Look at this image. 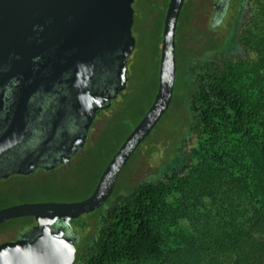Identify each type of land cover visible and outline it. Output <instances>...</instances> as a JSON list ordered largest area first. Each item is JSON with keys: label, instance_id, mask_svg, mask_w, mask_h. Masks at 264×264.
<instances>
[{"label": "trees", "instance_id": "obj_1", "mask_svg": "<svg viewBox=\"0 0 264 264\" xmlns=\"http://www.w3.org/2000/svg\"><path fill=\"white\" fill-rule=\"evenodd\" d=\"M195 1L186 0L177 31ZM232 5L229 34L201 38L183 62L176 31L172 104L124 167L143 175L94 212L96 233L74 264H264V0ZM158 77L159 68L151 99L115 151L151 106ZM132 105L119 112L120 128ZM170 109H180L181 122L162 141Z\"/></svg>", "mask_w": 264, "mask_h": 264}, {"label": "flooded vegetation", "instance_id": "obj_2", "mask_svg": "<svg viewBox=\"0 0 264 264\" xmlns=\"http://www.w3.org/2000/svg\"><path fill=\"white\" fill-rule=\"evenodd\" d=\"M9 1L0 14V210L63 203L25 199L74 190L63 181L84 172L96 177L92 194L117 152L112 149L105 164L103 114L120 112L131 89L116 24L125 0ZM212 1L207 20L216 31L233 15V0ZM101 3L99 40L85 63ZM77 227L54 228L74 240L76 256Z\"/></svg>", "mask_w": 264, "mask_h": 264}, {"label": "rangeland", "instance_id": "obj_3", "mask_svg": "<svg viewBox=\"0 0 264 264\" xmlns=\"http://www.w3.org/2000/svg\"><path fill=\"white\" fill-rule=\"evenodd\" d=\"M167 3L168 0H135V2H132V23L130 27L128 25L129 30L126 35L130 41V46L125 69L126 74L129 75L131 80V89L125 98L127 100L124 107L133 104L130 109L133 117L131 119L128 118L125 126L120 128L119 124L121 123L122 114H119V112L112 115L103 114L99 141L105 147V164L112 153V149L120 143L121 138L137 122L138 118L142 115V110L146 108L148 101L153 95L156 77L158 75V61L160 60L161 54V43L159 42L162 36L164 10ZM212 3V0L209 2L206 0H196L191 4L192 7L189 8L191 12L185 15L182 26L181 24L179 25L177 31V53L179 55L181 54V62L189 54L194 52L196 48H200L201 38H219L229 34L233 24L232 16L226 19L225 24L220 29L216 31L211 30L207 19L211 15ZM203 28L205 31H203ZM197 41L199 43H196ZM169 112V117L159 126L161 134L160 140L162 141L170 133H173L174 130H179V124L181 122L180 109H170ZM160 162L161 156H158L153 160L152 165H160ZM131 167L132 164L128 169H123L121 172L116 182V192L130 188V184L135 183L142 177L143 171L141 168L132 170ZM182 171H184V166L177 167L173 174ZM84 175L85 178L83 177ZM63 182L65 185L68 184L70 187H74V190H62L59 194L54 193V191L52 192L53 194L36 193V195L32 194L25 200L36 201L43 198H54L63 203L81 201L91 195L90 192L94 187L96 177L89 176L84 172L78 174L76 177H68ZM19 198L22 200L24 197ZM97 216L98 213H92L69 218V225L73 228L78 225L76 231L82 235L76 244L78 253L94 237L97 228ZM25 218L29 220L19 221L23 219L19 218L0 225V244L26 236L36 231L39 224L42 225L45 221H48L46 217L39 220L34 217Z\"/></svg>", "mask_w": 264, "mask_h": 264}, {"label": "water", "instance_id": "obj_4", "mask_svg": "<svg viewBox=\"0 0 264 264\" xmlns=\"http://www.w3.org/2000/svg\"><path fill=\"white\" fill-rule=\"evenodd\" d=\"M133 1L125 0L119 11L121 16L118 15L116 23L117 37L121 38L122 44L125 43L123 50L126 54L130 46L126 35L132 23ZM185 2L186 0L169 1L163 23L156 95L143 118L113 156L92 194L77 202L24 204L1 209L0 225L25 217H34L37 220L46 217L48 221L38 225V233L34 239L20 237L15 241L1 243L0 264H74L76 258L74 240L67 237L62 228L57 230L54 228L57 224H61V227L69 225L70 217L96 212L109 200L124 167L168 112L173 101L176 82V31ZM7 3L12 2L0 0V14L6 12L4 8ZM104 6V3L100 4L97 15L92 20L89 46L87 53L84 52L85 63L96 49L99 40Z\"/></svg>", "mask_w": 264, "mask_h": 264}]
</instances>
